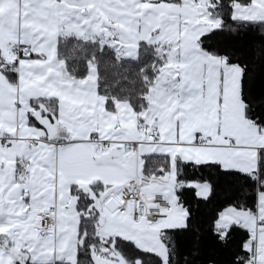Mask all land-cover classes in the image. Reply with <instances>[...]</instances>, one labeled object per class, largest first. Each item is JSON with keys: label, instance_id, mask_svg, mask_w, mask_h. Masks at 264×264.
I'll return each instance as SVG.
<instances>
[{"label": "snow or ice", "instance_id": "obj_1", "mask_svg": "<svg viewBox=\"0 0 264 264\" xmlns=\"http://www.w3.org/2000/svg\"><path fill=\"white\" fill-rule=\"evenodd\" d=\"M197 261L264 264V0H0V264Z\"/></svg>", "mask_w": 264, "mask_h": 264}, {"label": "trees", "instance_id": "obj_2", "mask_svg": "<svg viewBox=\"0 0 264 264\" xmlns=\"http://www.w3.org/2000/svg\"><path fill=\"white\" fill-rule=\"evenodd\" d=\"M247 39L251 42L252 46H253V50L256 52V56L255 58H258L259 56V47H260V31L257 30L255 33H248L247 34ZM71 43H73L72 41H69V44L71 45ZM212 210V206H209L208 208L203 209V214L205 217H207V214ZM238 238V237H237ZM226 254L225 255H221L220 256V260L223 261L225 260ZM197 264H202V261H197Z\"/></svg>", "mask_w": 264, "mask_h": 264}]
</instances>
